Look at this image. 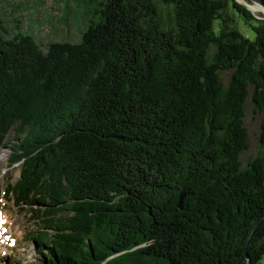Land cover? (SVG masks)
<instances>
[{"label":"trees","instance_id":"1","mask_svg":"<svg viewBox=\"0 0 264 264\" xmlns=\"http://www.w3.org/2000/svg\"><path fill=\"white\" fill-rule=\"evenodd\" d=\"M73 1L93 13L77 43L44 52L0 25V145L13 129L11 189L51 231L32 237L41 263L247 264L257 224L246 251L259 264L262 14L235 0ZM249 90L260 151L242 165Z\"/></svg>","mask_w":264,"mask_h":264},{"label":"rangeland","instance_id":"2","mask_svg":"<svg viewBox=\"0 0 264 264\" xmlns=\"http://www.w3.org/2000/svg\"><path fill=\"white\" fill-rule=\"evenodd\" d=\"M156 6L161 19L169 20L170 8L158 3ZM92 14L84 13L83 8L73 0H0V25L3 35L11 38L18 32L29 34L44 52L50 43L79 42ZM236 19L243 28L242 21L238 17ZM221 77L225 84L229 74L222 72ZM250 92L249 90L244 117V126L249 135L248 149L240 156L242 165L260 151L258 139L263 115L255 111ZM13 144H17V139L11 129L0 145V220L4 221L0 223L3 232V239L0 241V264H42L32 237L51 231L44 229L41 220L32 216L28 206L16 201L11 188L20 178V168L10 162ZM259 264H264V255Z\"/></svg>","mask_w":264,"mask_h":264},{"label":"water","instance_id":"3","mask_svg":"<svg viewBox=\"0 0 264 264\" xmlns=\"http://www.w3.org/2000/svg\"><path fill=\"white\" fill-rule=\"evenodd\" d=\"M236 1V0H235ZM249 2H251V3H253V4H255V5H257L259 8H260V12L262 13V14H264V1L263 0H248ZM237 2V1H236ZM238 4H240L239 2H237ZM240 5H242V4H240ZM243 7H245L247 10H249L246 6H244V5H242ZM250 11V10H249ZM251 12V11H250ZM258 19H259V17H257ZM182 200V198L180 197V200L179 201H181ZM256 227H257V224L253 227V229L251 230V232H250V234H249V236H248V238H247V240H246V242H245V246H244V250H243V254H244V256H245V258H246V261H247V264H249L250 263V259H249V257H248V255H247V251H246V247H247V243H248V241H249V239H250V237L252 236V234L254 233V231H255V229H256ZM119 254H117V255H114V256H111V257H109L107 260H109V259H111V258H113V257H115V256H118ZM106 261H104L102 264H104Z\"/></svg>","mask_w":264,"mask_h":264},{"label":"bare ground","instance_id":"4","mask_svg":"<svg viewBox=\"0 0 264 264\" xmlns=\"http://www.w3.org/2000/svg\"><path fill=\"white\" fill-rule=\"evenodd\" d=\"M236 1L246 6L254 15L258 16L259 14H262L260 12V8L257 5L249 2L248 0H236ZM262 15L264 16V14Z\"/></svg>","mask_w":264,"mask_h":264},{"label":"snow or ice","instance_id":"5","mask_svg":"<svg viewBox=\"0 0 264 264\" xmlns=\"http://www.w3.org/2000/svg\"><path fill=\"white\" fill-rule=\"evenodd\" d=\"M4 221L0 220V223H3ZM6 231V230H5ZM5 239H10V237H5ZM14 244V241L12 242Z\"/></svg>","mask_w":264,"mask_h":264}]
</instances>
